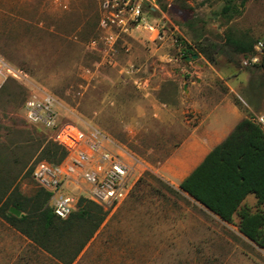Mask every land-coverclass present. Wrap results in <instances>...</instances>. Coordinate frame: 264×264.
<instances>
[{
	"label": "rangeland",
	"instance_id": "374dc122",
	"mask_svg": "<svg viewBox=\"0 0 264 264\" xmlns=\"http://www.w3.org/2000/svg\"><path fill=\"white\" fill-rule=\"evenodd\" d=\"M223 2L154 0L145 18L163 38L151 40L141 27L118 32L108 62L102 43L86 46L98 34V0H0V174L23 195L35 192L28 169L49 137L21 107L44 93L54 97L60 123L98 128L133 167L129 192L102 207L85 243L92 223L84 217L59 237L52 232V252L0 217V264H264V249L239 232L237 215L220 219L156 171L184 128L176 119L170 126L151 119L154 104L178 110L184 121L193 102L205 108L228 95L264 118V0H246L230 19L219 13ZM227 34L252 40L254 52H234ZM247 200L255 209L256 199Z\"/></svg>",
	"mask_w": 264,
	"mask_h": 264
},
{
	"label": "trees",
	"instance_id": "16d2710c",
	"mask_svg": "<svg viewBox=\"0 0 264 264\" xmlns=\"http://www.w3.org/2000/svg\"><path fill=\"white\" fill-rule=\"evenodd\" d=\"M223 1L219 13L230 19L238 14L246 0ZM225 43L236 53L246 55L254 52L252 40L245 41L227 34ZM198 51L204 52L202 47ZM193 53L192 49H185V54ZM205 56L213 60L206 53ZM48 137L41 157L35 161L45 159L50 163H58L64 158L65 149L54 142L49 133ZM33 163L28 169L30 175ZM13 181V178L0 174V217L48 252H52L48 244L52 232L59 237L77 219L84 217L92 223L83 232L82 243H85L105 216L100 205L80 197L77 208L61 218L47 204L48 191L35 185V192L30 197L25 196L13 185ZM178 185L220 219L230 222L233 215H237L239 232L264 249V129L251 114L243 115L226 137L213 146ZM249 193L256 198L255 209L242 203ZM96 211L98 215L93 218ZM34 213L38 214V220H34L31 215Z\"/></svg>",
	"mask_w": 264,
	"mask_h": 264
},
{
	"label": "built area",
	"instance_id": "2783aa9c",
	"mask_svg": "<svg viewBox=\"0 0 264 264\" xmlns=\"http://www.w3.org/2000/svg\"><path fill=\"white\" fill-rule=\"evenodd\" d=\"M151 2L154 0H98V34L86 46L96 48L102 43L107 61L112 62L118 32L141 27L151 40H161L162 32L145 18V8ZM54 105V97L44 93L27 98L21 107L26 121L39 124L66 152L58 163L45 159L33 163L35 185L49 192L47 204L61 218L77 208L80 197L110 208L129 192L132 165L109 147L111 140L98 128L86 131L72 123H60ZM254 120L264 122L263 116Z\"/></svg>",
	"mask_w": 264,
	"mask_h": 264
},
{
	"label": "crops",
	"instance_id": "0c3cea01",
	"mask_svg": "<svg viewBox=\"0 0 264 264\" xmlns=\"http://www.w3.org/2000/svg\"><path fill=\"white\" fill-rule=\"evenodd\" d=\"M189 93H191L190 88ZM189 111L190 118L183 121L179 118L178 110L164 103L154 104L151 108V119L169 126L173 119H176L184 128L173 151L156 168L157 175L175 189H179V182L246 114L228 95L222 96L210 107L201 108L200 104L193 102ZM197 114L199 118L194 121ZM247 197L256 199L253 194H248L245 198L247 202ZM26 242L32 241L26 238Z\"/></svg>",
	"mask_w": 264,
	"mask_h": 264
},
{
	"label": "water",
	"instance_id": "95a60500",
	"mask_svg": "<svg viewBox=\"0 0 264 264\" xmlns=\"http://www.w3.org/2000/svg\"><path fill=\"white\" fill-rule=\"evenodd\" d=\"M196 56H197L196 54H192L190 57H191V58H195ZM190 57L187 56L186 59H189ZM184 87H185V84H184Z\"/></svg>",
	"mask_w": 264,
	"mask_h": 264
}]
</instances>
